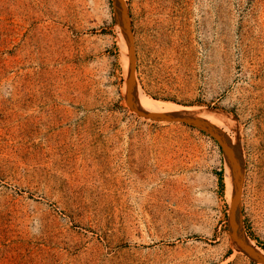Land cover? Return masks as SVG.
I'll use <instances>...</instances> for the list:
<instances>
[{
	"label": "rangeland",
	"instance_id": "1",
	"mask_svg": "<svg viewBox=\"0 0 264 264\" xmlns=\"http://www.w3.org/2000/svg\"><path fill=\"white\" fill-rule=\"evenodd\" d=\"M122 1L134 96L222 115L264 254V0ZM128 71L114 0H0V264H261L219 143L131 110Z\"/></svg>",
	"mask_w": 264,
	"mask_h": 264
},
{
	"label": "water",
	"instance_id": "2",
	"mask_svg": "<svg viewBox=\"0 0 264 264\" xmlns=\"http://www.w3.org/2000/svg\"><path fill=\"white\" fill-rule=\"evenodd\" d=\"M116 5L120 8L123 19L124 28L127 38L128 55H129V71L127 78V92L126 99L127 104L131 110L135 111L138 115L150 118L155 121H165V122H183L189 125L195 126L216 139V141L221 146L227 163L232 172V182H233V193L230 205V210L228 214V227L231 236L232 243L234 246L249 257L251 260L257 263L264 264V255L258 253L246 240L243 234L242 227L240 224V189L242 185V167L239 159L236 157L227 139L224 137L222 132L214 125L205 119H201L189 111H174L165 113H149L137 107L134 101V59H133V49L131 40L130 23L128 21V14L125 5L122 0H114Z\"/></svg>",
	"mask_w": 264,
	"mask_h": 264
},
{
	"label": "bare ground",
	"instance_id": "3",
	"mask_svg": "<svg viewBox=\"0 0 264 264\" xmlns=\"http://www.w3.org/2000/svg\"><path fill=\"white\" fill-rule=\"evenodd\" d=\"M139 92H138V90L135 92L134 101H135L138 108H140L146 112H149V113H165V112H174V111H182V110L190 112V110H188V109H184V108H180V107H174V106L165 105V104H161V103H156V102L149 100V99L145 98L144 96L140 95ZM202 113H203V111H202ZM218 115H220V114L219 113H207V117H205V119L209 120V121L211 120L216 125L221 126L219 123H217L218 119L216 116H218ZM202 116H204V115H202ZM220 116H222V115H220ZM257 252L264 255L260 251H257Z\"/></svg>",
	"mask_w": 264,
	"mask_h": 264
}]
</instances>
